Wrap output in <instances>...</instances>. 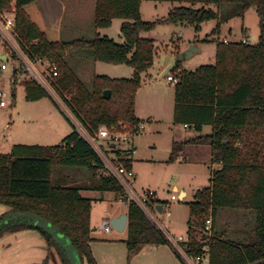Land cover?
<instances>
[{
    "label": "trees",
    "instance_id": "trees-1",
    "mask_svg": "<svg viewBox=\"0 0 264 264\" xmlns=\"http://www.w3.org/2000/svg\"><path fill=\"white\" fill-rule=\"evenodd\" d=\"M38 1L0 0V10L13 15L17 40L30 56L58 63L55 90L92 135L101 125L128 122L136 131L142 122L136 115L135 97L142 84L141 73L154 65L156 55L154 40L142 37V32L156 24L142 19L143 1L179 3L165 21L188 23L200 30L203 23L217 20L214 32L256 8L257 43L218 42L214 65L189 71L178 63L170 72L179 79L174 122L198 131L189 143L209 146L212 163L218 166L212 168L210 185L187 203V250L198 254L208 244L211 264H264V0H95V26L105 28L113 19H123L124 43L99 35L65 42L58 31L47 32ZM69 48H90L96 61L128 64L134 75H95L89 88L66 62ZM23 86L29 101L49 96L37 82ZM106 89L109 98L104 97ZM204 126H211V133L203 134ZM121 162L132 168L131 158ZM101 165L75 126L59 144L19 143L9 153H0V204L9 208L0 216V236L33 229L51 247L57 245L55 234H61L82 260L97 264L91 236L94 199L83 192L114 193L117 198L123 192L113 177H97ZM152 203L161 201L155 198ZM226 209L250 215L248 228L228 232L226 227H218V214ZM127 214L125 242L130 253L146 245L168 244L162 230L135 203L128 205ZM210 215L209 236L203 230Z\"/></svg>",
    "mask_w": 264,
    "mask_h": 264
},
{
    "label": "rangeland",
    "instance_id": "rangeland-1",
    "mask_svg": "<svg viewBox=\"0 0 264 264\" xmlns=\"http://www.w3.org/2000/svg\"><path fill=\"white\" fill-rule=\"evenodd\" d=\"M40 5L45 12L50 5L52 9L53 6L58 8L54 11L59 12L60 38L65 42L92 39L99 35L124 43L121 34L123 19L115 18L105 28L95 26V0H58L56 4H53V0H46ZM180 5L154 1L141 3L142 19L156 23L151 30L142 32V37L154 40L156 55L154 65L141 73L142 84L135 97L136 115L141 118L144 128L131 138L130 144H125L126 149L135 150L132 158L137 177L133 186L138 192L142 187L154 190L160 200L164 201L163 208L169 209L170 215L165 211L156 215L162 227L170 234L175 225H181L178 226L179 231L185 228L189 214L186 202L194 200L196 190L209 186L212 161L209 146L189 143L200 133L174 122L175 84L161 75L160 65L170 60L172 63L179 53L187 52L195 46L199 51L180 62L184 69L194 71L200 66L216 63L218 42L246 40L247 43L255 44L259 40V17L255 7H251L243 17L221 24L219 30L214 32L217 20L203 23L200 30L188 23L165 21L170 10ZM3 49L0 42V51ZM65 60L89 88L93 86L95 75L128 78L135 72L132 66L125 63L96 61L90 48H69ZM12 72L11 61L8 69L0 70V90L5 92L9 104L6 109L0 108V153H9L13 145L18 143L59 144L61 138L74 127L61 107L64 101L57 93L54 97L59 102L61 100V105L50 95L38 101H29L22 85H16L13 95ZM211 131V126H204L202 133L208 134ZM174 185L189 192L185 200L179 199V192L174 191ZM92 194L95 197L91 236L94 238L93 253L99 264H182L169 244L159 248L146 245L130 253L124 241L128 238L127 231L112 228L107 232L104 228L96 229L103 218L126 212L128 206L114 193H83L87 197ZM172 194L177 196L176 200L171 199ZM8 210L7 206L0 204V216ZM250 223V215L242 211L220 210L217 217V226L226 227L228 232L233 228H248L246 225ZM55 239L57 245L50 247L37 230L7 232L0 236V264H88L80 258L67 238L55 234Z\"/></svg>",
    "mask_w": 264,
    "mask_h": 264
},
{
    "label": "built area",
    "instance_id": "built-area-1",
    "mask_svg": "<svg viewBox=\"0 0 264 264\" xmlns=\"http://www.w3.org/2000/svg\"><path fill=\"white\" fill-rule=\"evenodd\" d=\"M0 42L4 48L0 53L7 55L6 60L0 59V70L8 69V63L10 61L12 62L13 72L11 79L13 85H23L25 82L30 81L37 82L54 100H56V102L61 105V100L59 102V99L54 97L57 93L54 87V82L59 75L60 69L58 63L41 56H30L17 40L13 15L4 10H0ZM243 42H246V40ZM164 77H166L170 83L176 84L179 81L178 77L171 72H168ZM62 104L64 105V102H62ZM63 105H61V107L64 112H66L80 135L91 145L102 162L97 177L101 178L104 176H110L120 184L123 188V192L119 195V199L125 201L127 206L131 202L135 203L144 212L148 219L158 229L162 230L169 246L182 264H211L210 247L208 244L203 246L201 253L194 254L187 250V236L172 235L168 230L162 227L156 215L158 214L157 206L160 205V203H152V199L157 198L156 192L151 189L138 192L133 186L137 177L135 171L132 168L126 167L121 162L124 158H130V154L134 152L133 148L126 149L125 144H130L131 138L144 128L143 124H138L136 131L131 128L128 122L101 125L96 133L92 135L87 132L81 124L79 125L74 121L71 112L68 113ZM7 106L8 102L5 92L0 90V108H6ZM66 109L68 108L66 107ZM184 126L189 127L188 125ZM171 198L177 199V196L172 195ZM162 211H165L167 215H170L169 209L166 210L162 208ZM212 224L213 220L210 215L205 221L203 230L209 236L212 234ZM103 228L107 232H110L113 227L107 223Z\"/></svg>",
    "mask_w": 264,
    "mask_h": 264
},
{
    "label": "crops",
    "instance_id": "crops-1",
    "mask_svg": "<svg viewBox=\"0 0 264 264\" xmlns=\"http://www.w3.org/2000/svg\"><path fill=\"white\" fill-rule=\"evenodd\" d=\"M42 1H46V0H39L38 1V6H39V8H40V10H41V12H42V15H43V17H44V20H45V23H46V26H47V32H51V31H58L59 32V34H60V19H59V12H58V10H55L54 11V9H58V8H56V6L54 7L53 6V9H52V6L50 5V7H48L47 9H49V10H46V12H45V10H43V8L41 7V5H40V3L42 2ZM57 1L58 0H53V4L55 3H57ZM63 10H64V7H63ZM171 61L172 60H170V61H168V62H165V63H163V64H161L160 65V73H161V75L163 74V72L165 71V69L167 68V66L168 65H170L171 64ZM182 67V66H181ZM183 68V67H182ZM184 69V68H183ZM132 77V76H131ZM12 80V79H11ZM12 82V81H11ZM12 85H13V83H12ZM23 86V85H22ZM16 85H13L12 86V88H11V91L13 92V95H15V91H16ZM24 87V86H23ZM25 89V88H24ZM38 101V100H37ZM8 106H9V104H8ZM8 106L6 107V108H8ZM6 108H1V109H6ZM137 117H138V115H137ZM140 120H141V118L140 117H138ZM142 123V122H141ZM184 126V125H183ZM184 128H190V127H185L184 126ZM202 132H203V130H202ZM63 135V134H62ZM68 135V134H67ZM66 136V135H65ZM64 136V137H65ZM60 137V136H59ZM64 137H62L61 139H63ZM19 144V143H18ZM15 145V144H14ZM13 145V146H14ZM201 146H203V145H201ZM13 148V147H12ZM12 150V149H11ZM210 150H211V148H210ZM134 152H135V150H134ZM133 152V153H134ZM133 153L130 155V158H131V160H132V169L134 170V163H133ZM210 156H211V151H210ZM210 160L212 161V156H211V158H210ZM216 167V165H213V163H211L210 164V178H209V185H210V179H211V173H212V168H215ZM135 182H136V180H135ZM208 187V186H207ZM136 188V187H135ZM206 188V187H205ZM173 189H174V191H177V192H179V197L180 196H182L183 197V200H185L187 197H188V194H189V192L187 191V190H185V188H179V186L178 185H174L173 186ZM204 189V188H203ZM136 190L138 191V189L136 188ZM143 190H146L145 188H143L142 187V189L141 190H139V192H142ZM199 190H202V189H198V190H196L195 192H194V194H193V199H194V196H195V194H196V192L197 191H199ZM84 192H95V191H84ZM83 192V193H84ZM95 194H92V196H91V198H93V197H95L94 196ZM102 195V194H101ZM172 195H175V194H172ZM171 195V196H172ZM157 198L160 200V198L157 196ZM104 199V198H103ZM102 199V200H103ZM172 199V198H171ZM101 200V201H102ZM172 200H176V199H172ZM161 201V203L160 204H162V203H164V201H162V200H160ZM189 202H191V201H189ZM186 203H188V202H186ZM188 208H189V206H188ZM127 209H128V207H127ZM123 213H127V210H126V212H121L120 214H118V215H112L111 217H108V218H103V220H102V222L96 227V229H102L103 227H104V225L105 224H107L111 219H113V218H115V217H118L119 215H121V214H123ZM188 218H189V214H188V217L186 218V222H185V228L183 229V230H181V231H179L178 230V226H181L180 224L179 225H175V226H173V228H172V235H175V236H178V235H184V236H187V231H188ZM170 227V226H169ZM125 232L127 231V228L124 230ZM94 239V238H93ZM125 241V240H124ZM92 245H93V242H92ZM163 245H165V244H161V245H151V246H154V247H156V248H159L160 246H163ZM92 249H93V246H92ZM97 260H98V258H97ZM97 264H99V261H97Z\"/></svg>",
    "mask_w": 264,
    "mask_h": 264
},
{
    "label": "water",
    "instance_id": "water-1",
    "mask_svg": "<svg viewBox=\"0 0 264 264\" xmlns=\"http://www.w3.org/2000/svg\"><path fill=\"white\" fill-rule=\"evenodd\" d=\"M199 49L195 46H192L187 52H182L179 53L175 59L173 60V62L167 66V68L165 69V71L163 72L162 76L164 77L168 72H170L178 63H180L181 61L190 58L191 56H193L196 52H198ZM0 59L2 60H6L7 59V55L0 53ZM104 97L105 98H109L110 97V90L106 89L104 92ZM180 200H183V197L180 196L179 197ZM162 204L157 206V210L158 212H162ZM113 228L119 230V231H124L127 228L128 225V214L127 213H123L121 215H119L118 217H115L113 219H111L108 222Z\"/></svg>",
    "mask_w": 264,
    "mask_h": 264
}]
</instances>
